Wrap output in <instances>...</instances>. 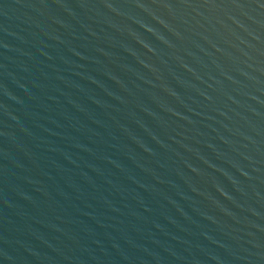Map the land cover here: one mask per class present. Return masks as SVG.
<instances>
[{
    "label": "water",
    "instance_id": "1",
    "mask_svg": "<svg viewBox=\"0 0 264 264\" xmlns=\"http://www.w3.org/2000/svg\"><path fill=\"white\" fill-rule=\"evenodd\" d=\"M0 264H264V0H0Z\"/></svg>",
    "mask_w": 264,
    "mask_h": 264
}]
</instances>
